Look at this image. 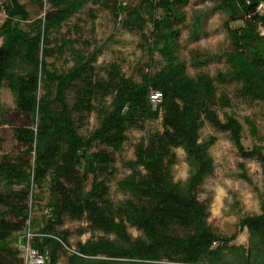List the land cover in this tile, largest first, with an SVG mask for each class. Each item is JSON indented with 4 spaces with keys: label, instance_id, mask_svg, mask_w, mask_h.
Segmentation results:
<instances>
[{
    "label": "trees",
    "instance_id": "obj_1",
    "mask_svg": "<svg viewBox=\"0 0 264 264\" xmlns=\"http://www.w3.org/2000/svg\"><path fill=\"white\" fill-rule=\"evenodd\" d=\"M187 1L31 0L42 10L49 6L33 19L20 0H0V125L10 126L14 138L0 156V264H28L26 246L44 264L64 255L66 264H264V131L257 119L242 120L235 111L238 102L264 105V12L258 9L264 0H216L213 10L224 16L231 49L194 51L192 58L199 70L224 60L225 71L215 76H191L180 54ZM89 3L110 9L116 25L139 34L137 79L119 62L98 66L105 43L72 36L80 28L69 24L71 18ZM202 20L195 19L193 36ZM4 88L14 98L12 109L2 102ZM154 93H161L159 101ZM93 114L96 127L84 135ZM158 119L161 131L143 136L135 158L124 163L129 174L118 185L127 197L113 203L108 195L116 153L129 131ZM206 122L228 134L238 155L260 170L262 184L255 186L240 163L260 211L241 216L232 235L209 225V204L197 195L215 171L210 149L217 137L202 139ZM247 133L250 148L243 142ZM177 149L189 167L185 180L174 178ZM37 210L41 215L32 217ZM64 217L85 220L78 234H91L74 249L71 231L59 229ZM176 226L183 235L173 231ZM244 229L247 245L236 244ZM97 232L103 236L94 238Z\"/></svg>",
    "mask_w": 264,
    "mask_h": 264
},
{
    "label": "rangeland",
    "instance_id": "obj_2",
    "mask_svg": "<svg viewBox=\"0 0 264 264\" xmlns=\"http://www.w3.org/2000/svg\"><path fill=\"white\" fill-rule=\"evenodd\" d=\"M20 1L27 5V9L31 12L33 19L37 15H42L45 8L49 7L46 5L42 10L37 5H33L31 0ZM128 2L134 4L135 0H128ZM215 3L216 0H188L183 6L185 19L180 23V54L185 61L187 72L191 76H195L199 71H204L215 76L217 72L225 71L226 69L224 60H221V62H210L207 66L199 70L194 66L192 59L194 51L218 55L231 49L228 32L223 25L224 16L220 12L213 10ZM90 9L95 10L93 12L94 14H90ZM258 9L260 13H263L264 3ZM202 15V28L197 36H193V23L198 16ZM4 17V13L0 11V24ZM69 24H77L78 28H80L79 32L72 33V36H81L82 39H88L90 41L96 39L99 43L106 44L103 54L98 59V66H106L108 63L116 61L122 65L124 73L128 76H134L137 79L134 69L141 57V50L138 44L139 34L137 32L123 30L121 26L116 25L114 15L110 9L99 4L89 3L71 18ZM240 24L241 22H236L233 25ZM66 31V27H64L62 33L65 34L67 33ZM71 64L69 63L66 67ZM227 88L233 91L234 86L229 85ZM72 96V93L68 94L70 100ZM1 99L7 109L13 108L14 98L9 89H3ZM235 111L238 112L242 120L244 116H251L257 119L264 131V105L254 104L250 106L248 103L238 102ZM96 124V119L93 114L86 126L81 130V133L88 135L96 127ZM145 126V129L142 131H129L128 140L125 142L123 150L116 153V171L111 179L108 195L110 200L115 204L127 197L118 185L119 181L129 174V170L124 166V163L135 158V145L143 136L147 137L157 130L161 131V119L151 120ZM245 129H247L246 125ZM201 135L202 139L208 135H215L217 141L210 149V153L215 159V171L198 189V199L200 201H206L209 204V225L220 233L232 235L238 231V223L241 216L258 213L260 211L258 195L254 187L240 177L242 171L240 163H245L255 186L262 184L260 170L255 161H244L238 155L237 148L229 139L228 134L216 132L206 122L201 130ZM246 135L247 138L243 142L246 147L250 148L252 141L249 134L247 133ZM13 144L14 138L11 127L0 125V156L8 153L12 149ZM176 152L178 161L174 166V178L175 180H185L189 175V167L185 160V153L182 149H177ZM46 192H44L45 198L48 195ZM235 200L239 201V206L238 204H234ZM39 212L38 210L37 212L34 211L32 217L41 215ZM86 224L85 220H72L64 217L63 224L59 229L71 231L68 242L72 249L76 247L79 241L85 242L90 238V233L78 234V230L81 227H85ZM172 229L178 235H183L185 231L180 226ZM128 230L134 237L139 234L135 228L129 227ZM100 236H103V233L97 232L94 238ZM235 243L247 245L248 233L246 229L239 232ZM22 252L28 264H44L43 262H36V252L32 251L31 248L29 249L26 246L22 249ZM66 261L67 259L64 255L60 257L57 264H66Z\"/></svg>",
    "mask_w": 264,
    "mask_h": 264
},
{
    "label": "built area",
    "instance_id": "obj_3",
    "mask_svg": "<svg viewBox=\"0 0 264 264\" xmlns=\"http://www.w3.org/2000/svg\"><path fill=\"white\" fill-rule=\"evenodd\" d=\"M152 100L153 101H159L160 100V98H161V93H154L153 95H152ZM29 249H30V246H27ZM32 251H34L33 249H31ZM34 252H36V251H34ZM35 260H36V262L37 263H41V262H43V260H42V258L41 257H39V256H37L36 258H35Z\"/></svg>",
    "mask_w": 264,
    "mask_h": 264
},
{
    "label": "water",
    "instance_id": "obj_4",
    "mask_svg": "<svg viewBox=\"0 0 264 264\" xmlns=\"http://www.w3.org/2000/svg\"><path fill=\"white\" fill-rule=\"evenodd\" d=\"M23 240H24V239H23V238H21V244L23 243Z\"/></svg>",
    "mask_w": 264,
    "mask_h": 264
}]
</instances>
